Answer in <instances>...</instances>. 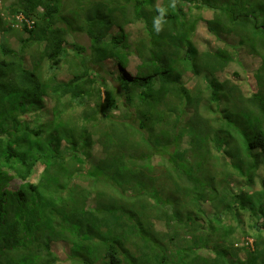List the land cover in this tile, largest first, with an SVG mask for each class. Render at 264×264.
I'll return each mask as SVG.
<instances>
[{
  "label": "trees",
  "instance_id": "1",
  "mask_svg": "<svg viewBox=\"0 0 264 264\" xmlns=\"http://www.w3.org/2000/svg\"><path fill=\"white\" fill-rule=\"evenodd\" d=\"M75 1L0 9V264H264V0Z\"/></svg>",
  "mask_w": 264,
  "mask_h": 264
},
{
  "label": "rangeland",
  "instance_id": "2",
  "mask_svg": "<svg viewBox=\"0 0 264 264\" xmlns=\"http://www.w3.org/2000/svg\"><path fill=\"white\" fill-rule=\"evenodd\" d=\"M9 1V0H8ZM78 0L75 1V3H77ZM6 3V0H0V9L2 8V6H4ZM210 12H206L205 13V17L206 18H209L211 17L210 16ZM137 30V27L134 26L132 28V31H133V36H135V32ZM70 38V37H69ZM196 41L198 43H201V45L204 44V42H207L208 40H212L213 37L210 35V32L208 31L207 29V24L206 22L202 21L200 22L199 26H198V29H197V34H196V37H195ZM76 41L78 43H81V44H84L88 47V53H90V49H89V45H90V40H89V37L85 34V33H80V32H76L74 33L73 35V38H70V42L72 41ZM204 46V45H203ZM250 59V56L249 55H246L244 56V58L242 59V62H248V60ZM259 61L258 58L256 57H252L249 61V65H255L257 64ZM140 63L139 59L136 58V57H132L131 58V61L127 67V72L130 74V75H135L137 73V65ZM229 71H232V69L230 68ZM228 71V72H229ZM228 72H224L223 76H226L228 77ZM103 76H106L108 77V75L104 72H101ZM253 74L251 76H249V72H247L245 69L244 71L242 72V75L240 77V80H239V85L242 87L243 89V93L247 96H251V95H257L258 93L261 94V91L262 89L260 87H251L250 86V83L252 81V79H254L253 77ZM62 78H65V74L61 76ZM229 78V77H228ZM231 78H234L233 76ZM186 81V79H184ZM230 80V79H229ZM189 83H191L192 85L196 82L195 78H192V79H189L188 80ZM117 84V83H115ZM264 93V91L262 92ZM263 173H264V170H263ZM21 184V181L19 180H14L12 181L11 183V186H10V189L12 190H16L19 185ZM233 188L236 189L237 188V184L233 185ZM246 221L248 219V216H246L244 218ZM245 230H248L247 229V226H244ZM244 232V230L242 229V233ZM246 242L247 241H250L251 242V238H248L246 237L245 238Z\"/></svg>",
  "mask_w": 264,
  "mask_h": 264
},
{
  "label": "clouds",
  "instance_id": "3",
  "mask_svg": "<svg viewBox=\"0 0 264 264\" xmlns=\"http://www.w3.org/2000/svg\"><path fill=\"white\" fill-rule=\"evenodd\" d=\"M249 242H250V241H249ZM251 242H252V239H251ZM251 242H250V243H251Z\"/></svg>",
  "mask_w": 264,
  "mask_h": 264
}]
</instances>
